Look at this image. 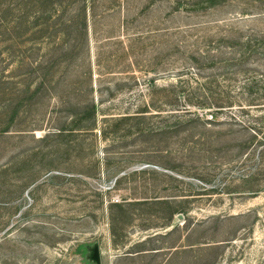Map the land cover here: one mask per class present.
<instances>
[{"label": "rangeland", "instance_id": "obj_1", "mask_svg": "<svg viewBox=\"0 0 264 264\" xmlns=\"http://www.w3.org/2000/svg\"><path fill=\"white\" fill-rule=\"evenodd\" d=\"M188 1L91 0L85 33L76 17L57 35L29 32L18 47L0 35V74L45 83L32 99L34 84L23 94L32 106L9 128L14 104L2 105L19 98L0 93V264H264V138L251 130L264 111L239 109L235 65L190 59L201 36L264 35V0L207 10ZM214 20L223 22L199 25ZM47 65L59 70L52 85ZM211 75L234 106L195 110L209 123L174 136L165 107L149 119L152 136L109 126L101 137L104 118L169 99L177 83L195 102L193 87ZM85 100L96 105V130L44 138ZM112 203L127 213L110 212Z\"/></svg>", "mask_w": 264, "mask_h": 264}, {"label": "trees", "instance_id": "obj_2", "mask_svg": "<svg viewBox=\"0 0 264 264\" xmlns=\"http://www.w3.org/2000/svg\"><path fill=\"white\" fill-rule=\"evenodd\" d=\"M221 2L222 0L188 1L189 5L193 6V8L196 7L197 10L212 9ZM179 3L177 2V4ZM92 7L93 2L91 0H0V35H8V39L5 41L18 47L23 44V36L29 32L47 34V36H50V34L57 35L63 29L73 26L76 17L80 18V27L85 33L88 26L87 18L90 15ZM222 22L220 20L204 21L200 22L199 25H217ZM194 43L198 46L202 44L203 47L201 49L199 46L191 52L190 59L195 62L196 66H217L221 63L225 66H236V69L232 71L233 76L238 77V80L240 79V84L238 83L239 86L236 88H238L241 95H245L239 101L241 103L237 104L239 109L243 110L245 107H254L260 109V111H264V72H258V68L264 66L261 63L264 60V35L235 37L230 34L223 35L220 33V35H212L210 37L201 36V38L195 39ZM216 43V47H213L212 44ZM183 44L181 40H178L175 43L176 49L185 48ZM220 44L225 45L222 46ZM221 48L226 51L221 50ZM21 64V60L17 61L18 68L22 66ZM57 70H55L54 65H47L45 67V72L51 74L49 85H52ZM3 73L0 74V93L8 95L10 98H19L14 103L11 100V103H4L2 105V108L6 109L14 104L12 113L7 117L6 126L9 128L11 126L10 123L12 124L14 119L18 118L32 104L31 101H28V98L32 99L33 95L38 94L39 90L45 89V83L42 80H37L34 83H30L29 86L26 85L23 79H18L23 76V73H16V75L13 74L12 76L3 75ZM54 83L57 85L59 82L54 81ZM219 83L220 81L216 75H211L204 83L196 82V86L193 88L197 91L198 98L195 102L190 101L188 96L184 95V86L181 85L180 87L177 83L169 99L150 101L144 104L140 111L135 113L106 117L103 122L107 127L102 126L98 128V131L102 135L101 137L107 140L109 136L107 128L109 126L114 127V132L116 133L122 127L129 128L136 126V133L139 135L152 136L156 131L149 126V119L155 115L160 116L161 113L165 112L162 108L168 107L167 117L170 118L171 123L167 127V132L172 133L174 136L180 132H187L188 127L191 125L210 122L206 117V112L219 111L234 106L233 101H229L230 99L225 96L224 87H221ZM7 84L11 86L7 87ZM32 84H34L32 95L28 98L22 97L25 92H31ZM47 93L50 94L49 91H46ZM75 106H77L78 112L68 116V122L63 127H57L55 131H51L53 133H47L44 138L54 134L57 137H71L80 132H93L97 129V109L95 103L92 100H85L84 103ZM151 109L156 110L158 113L153 114ZM198 109H207V111L204 114H200L195 111ZM262 128H264V124H261L259 127H251V130L256 136L260 132L262 134L261 137L264 138V129ZM119 172L120 170L115 173ZM114 209L119 210L123 214L127 213L125 204L112 203L109 210L112 212ZM177 212L173 211L171 213L170 220L166 223V226L170 224L174 214ZM112 231L113 245H117V239H115L116 233L114 229ZM157 249L152 248L148 249V251ZM145 251L146 249H142L136 252L141 253Z\"/></svg>", "mask_w": 264, "mask_h": 264}, {"label": "water", "instance_id": "obj_3", "mask_svg": "<svg viewBox=\"0 0 264 264\" xmlns=\"http://www.w3.org/2000/svg\"><path fill=\"white\" fill-rule=\"evenodd\" d=\"M93 257H94V255H93ZM95 260H97V257L95 256Z\"/></svg>", "mask_w": 264, "mask_h": 264}]
</instances>
